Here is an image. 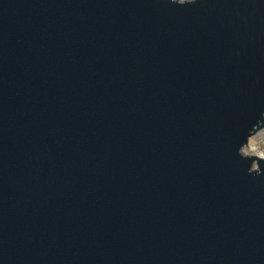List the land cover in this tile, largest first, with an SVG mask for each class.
Segmentation results:
<instances>
[{"label": "water", "instance_id": "water-1", "mask_svg": "<svg viewBox=\"0 0 264 264\" xmlns=\"http://www.w3.org/2000/svg\"><path fill=\"white\" fill-rule=\"evenodd\" d=\"M264 0H0V264H264Z\"/></svg>", "mask_w": 264, "mask_h": 264}, {"label": "rangeland", "instance_id": "rangeland-1", "mask_svg": "<svg viewBox=\"0 0 264 264\" xmlns=\"http://www.w3.org/2000/svg\"><path fill=\"white\" fill-rule=\"evenodd\" d=\"M246 154H262L264 156V128L257 130L243 147Z\"/></svg>", "mask_w": 264, "mask_h": 264}, {"label": "bare ground", "instance_id": "bare-ground-1", "mask_svg": "<svg viewBox=\"0 0 264 264\" xmlns=\"http://www.w3.org/2000/svg\"><path fill=\"white\" fill-rule=\"evenodd\" d=\"M260 156H263L262 154H259ZM264 157V156H263Z\"/></svg>", "mask_w": 264, "mask_h": 264}]
</instances>
